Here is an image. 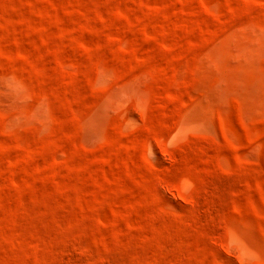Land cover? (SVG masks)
<instances>
[{
    "label": "rangeland",
    "instance_id": "374dc122",
    "mask_svg": "<svg viewBox=\"0 0 264 264\" xmlns=\"http://www.w3.org/2000/svg\"><path fill=\"white\" fill-rule=\"evenodd\" d=\"M0 264H264V0H0Z\"/></svg>",
    "mask_w": 264,
    "mask_h": 264
}]
</instances>
